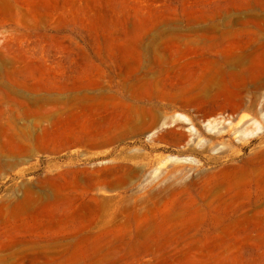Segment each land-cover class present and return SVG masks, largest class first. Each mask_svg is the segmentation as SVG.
Returning a JSON list of instances; mask_svg holds the SVG:
<instances>
[{"label":"rangeland","instance_id":"rangeland-1","mask_svg":"<svg viewBox=\"0 0 264 264\" xmlns=\"http://www.w3.org/2000/svg\"><path fill=\"white\" fill-rule=\"evenodd\" d=\"M0 264H264V0H0Z\"/></svg>","mask_w":264,"mask_h":264}]
</instances>
